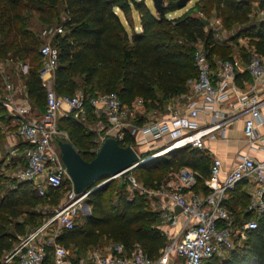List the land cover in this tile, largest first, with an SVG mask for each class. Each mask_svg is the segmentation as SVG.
<instances>
[{"label":"trees","instance_id":"1","mask_svg":"<svg viewBox=\"0 0 264 264\" xmlns=\"http://www.w3.org/2000/svg\"><path fill=\"white\" fill-rule=\"evenodd\" d=\"M178 1L162 0L163 9L157 13L144 0H28L26 6L22 0H0V57L27 63V94L32 104L43 111L46 98L38 75L43 40L24 26L20 11L26 7L37 14L43 25L55 22L63 28V33L51 40L59 50L54 79L58 94L72 95L81 87L89 97L110 93L124 104L142 98L147 109L159 110L183 94L186 81L195 76L193 52L199 41L210 56L217 51L219 59L230 58L212 31L205 30V19L194 13L203 12L207 18L216 11L226 28L245 25L242 34L249 36L250 43L264 54V24L254 16L251 0H198L180 16L170 18L169 13L181 8ZM258 5L263 6L264 0H259ZM133 11L138 13L140 31L133 28ZM86 107L90 114V107ZM91 117L90 114L89 120ZM4 118L10 119L0 106V120ZM85 124L71 117L58 120L59 130L66 131L73 147L79 148L81 157L89 161L95 155V134ZM120 145L129 146L131 141L124 139ZM211 161L205 151L182 148L145 161L130 172L144 187L156 189L186 167L199 175L193 190L201 188L206 192L203 180L209 175ZM2 164L0 160V171ZM119 178L116 185L114 178L87 195L90 214L79 217L73 229L63 231L57 238L66 250L97 246L107 239L123 244L128 253L138 246L152 259L160 256L167 239L157 227L159 214L150 209L144 194L136 193L128 200L127 180L125 176ZM61 189L48 193L53 204ZM233 191L225 203L231 211ZM44 197L29 182H18L0 173V264L20 236L41 224L42 213L36 211V206ZM245 219L257 224L247 239L223 257L215 255L203 264H264V213L248 211ZM46 261L53 262L52 256H47Z\"/></svg>","mask_w":264,"mask_h":264},{"label":"built area","instance_id":"2","mask_svg":"<svg viewBox=\"0 0 264 264\" xmlns=\"http://www.w3.org/2000/svg\"><path fill=\"white\" fill-rule=\"evenodd\" d=\"M251 2L254 16L264 24V5L259 6V0ZM220 27V19L215 18L212 21L214 35L220 33ZM62 33L61 26H47L40 33L44 39L39 48L41 64L38 71L46 98L43 112L39 116H29L24 105L14 100L12 85L7 81L4 93L0 95V106L14 116L15 133L25 143L24 165L18 167L12 177L18 182H29L39 196H47L50 191L62 188L65 180H70L55 146L62 134L58 128L61 117H71L81 123H86L90 114L97 119L94 153L107 137H113L119 143L129 139V146L134 151L136 147L144 148V153L135 151L139 156L137 166L182 148L206 152L207 142L227 141L228 129L239 121L242 122L243 137L251 148L264 140L257 132V127L264 123L261 115L264 108V55L254 44L246 47L244 66L251 81L240 86L236 82L239 74L236 62L231 58L211 57L199 41L193 52L196 74L186 81V91L156 114L148 116L142 98L124 104L110 93H96L90 97L83 91L72 95L58 94L54 79L59 50L51 40ZM241 40L238 38L236 43ZM86 105L90 107V114ZM130 171L111 178L125 176L128 200L136 193L159 199V229L167 243L160 256L154 259L140 249L128 253L123 244L114 243L108 254L93 252L88 257V264H170V257L181 258L183 264H203L215 255L224 256L242 244L248 232L257 227L253 219L236 225L225 205L229 193L244 179L256 185L248 210L264 213V159L257 161L248 155L241 156L222 174L221 160L212 157L209 175L203 180L206 192L193 190L199 175L186 167L175 173V180L164 182L154 190L144 187ZM111 178L102 179L82 195L74 192L71 183L62 204L53 208L40 225L5 253L1 264H44L47 256H52L53 264H65L67 250L57 238L63 231L73 229L87 195ZM187 192L190 195L186 196ZM176 207L180 208L178 213ZM163 227L173 230L170 232Z\"/></svg>","mask_w":264,"mask_h":264},{"label":"crops","instance_id":"3","mask_svg":"<svg viewBox=\"0 0 264 264\" xmlns=\"http://www.w3.org/2000/svg\"><path fill=\"white\" fill-rule=\"evenodd\" d=\"M196 1H198V0H196ZM195 2H194V4H195ZM187 10L188 9L185 8L184 12ZM180 15H178V16H180ZM194 15L199 17V18H205V16L201 12L194 13ZM168 16L170 18L177 17V16H172L170 13L168 14ZM134 17L136 19H134ZM121 19L123 20L124 23H126V21L123 17H121ZM134 20H136V22ZM132 23H133L134 30L140 31L141 27L139 24V16H138V13L136 11L132 12ZM230 58L236 62L237 71L239 72V74L236 77L237 84L240 86H243V85L249 83L251 80H250L249 76L244 71L246 59L241 58V57L237 56L236 54L231 55ZM4 60L7 63H8V61H10L11 65H10V68H8L6 74L1 75V72H0V80H1V82H0V95H3V93H4L5 82L6 81L9 82L13 88L12 91H13V95H14V100L18 104L24 105V107L28 111L29 116H31V117L39 116L43 111L39 110L37 107H35L32 104V102L30 101L29 96L27 94V89L25 86V75L27 73V68H28L27 63L22 62V61H18L17 64L16 63L14 64L13 63L14 61L12 59L4 58ZM5 65L7 66L6 63H5ZM136 99H139V98H135L134 100H136ZM175 100H177V99H171L170 101H168V103L174 102ZM145 110H147V108ZM7 113H8V117L10 119L5 120L4 123L2 122V125L0 126L1 128H2V126H6L9 129V131H8L9 135L5 136L6 137L5 145L6 144L8 145L10 155H8L7 160L5 162H6V164L16 163L18 165L17 166V168H18V167H21L24 165L23 151H24L25 143L15 133L16 124H17L16 119L9 112H7ZM261 115H262V118L264 119V108H262V110H261ZM2 131H3V128H2ZM257 132L260 136H264V123L262 125H260L259 127H257ZM10 134H12V135H10ZM227 138H228L227 141L207 142L206 152L210 156L211 160H212V157H218L221 160V162H222V174H224V172L228 171L231 167H233L235 165V163L241 158V156L248 155L257 161H261L264 159V140L259 141L257 147L251 148L247 144V142L245 141V139L243 137L242 122L241 121L237 122L235 125H233L231 128L228 129ZM16 139L18 140V142L16 141ZM169 180H175V173L172 177L167 179L165 182H167ZM255 190H256V185L253 184V182H251L250 180L244 179L237 184L236 189L233 191V193L230 197L231 198V207H232L233 211H231V209L230 210L228 209V211H229V214L233 218L234 223L236 225H240L241 223L249 220V219L246 220L245 216L247 215V212L249 211L248 205L250 203L252 193ZM197 191H203V190L201 188H199V189H197ZM188 195H190L189 192L186 193V196H188ZM228 197H229V195H228ZM158 202H159V199H157L155 197L151 198V199L148 198V205H149L150 209L159 214L157 227L160 228L161 211H159V209H158ZM89 211H90V209H89ZM85 212H86V210H85ZM250 212H252V211H250ZM252 213L257 214L255 212H252ZM83 216H87V215L84 214ZM179 218L182 219V217H179ZM240 220H242V221H240ZM163 228L168 229L170 232L173 230V229H169V227H163ZM112 244H114V243L110 242L107 239H104L97 246H86V247H82L78 250H75V248L74 249L72 248L71 250L67 249V257L65 260V264H71L72 262L74 264H88V257L93 252L97 251V252H100L103 254H108L110 252V248H111ZM134 249H140V247L136 246ZM220 257H223V256H220ZM168 262L170 264H183L182 259L176 258V257H170ZM44 264H53V262L46 261Z\"/></svg>","mask_w":264,"mask_h":264},{"label":"rangeland","instance_id":"4","mask_svg":"<svg viewBox=\"0 0 264 264\" xmlns=\"http://www.w3.org/2000/svg\"><path fill=\"white\" fill-rule=\"evenodd\" d=\"M144 1L155 12V10H154V8L152 6V0H144ZM195 1L196 0H189L184 7H181L179 9L175 10L174 12H171L170 14L172 16H178V15L182 14L184 12V9L185 8L189 9L190 7H192ZM22 2H23V6H26L27 3H28V0H22ZM1 6H2V4H1ZM20 13L22 14V16L24 18V21H23L24 22V26L27 27L28 29L32 30L33 32H35L37 35H40L41 31L47 26H50V27H56L57 26L55 24V22H52L49 25H43L38 20L37 14L34 11H32V10L26 9V7L22 8ZM201 13H203V12H201ZM203 15L205 16L204 13H203ZM60 16H61V19H63V14H61ZM215 18L220 19L221 27H220V33L214 35L215 31L212 28V23L211 22ZM134 19H136V18L134 17ZM204 19H205V22H206L205 30L206 31H208V30L212 31V33L214 35V39H216L219 43H222L221 45H223V48L228 51V54H227L228 56L236 54L237 56L246 59V47L248 45H250L251 43L249 41V39H250L249 36H245V35L242 34V29L244 27H246L245 25H237L236 24V25H232V27H230V28H226V27L223 26V20H222L221 15L219 13H217L216 11H214L213 14L210 17H207V18H204ZM134 21L136 22V20H134ZM238 38H240L242 40H241V42H239L237 44L236 42H237ZM41 39L44 40L43 38H41ZM217 46L220 47L219 45H217ZM219 50H220V48H219ZM211 57L217 59V58H219L221 56L218 54L217 51H215L214 53H212ZM4 58L5 57H0V72H1V75L6 74L8 68H10V65H11V62L8 61V63H7L4 60ZM17 62L18 61H14L13 63L17 64ZM5 63L7 64V66L5 65ZM82 90L83 89L81 87H79V88H77L75 90V92L82 91ZM157 111H160V109L159 110L147 109L146 113H147V115L150 114V113H155L156 114ZM6 115L8 116L7 112H6ZM148 116H150V115H148ZM4 120H5V118H4ZM4 120H0V126L2 125V122L4 123ZM96 124H97V119L95 117H91L90 120H88L84 126L87 128L88 131H91L93 134H95V130L94 129L96 127ZM2 128H3V131H2ZM2 128L0 127V160H3V164H2V167H1L0 173H2V175H4V176L9 175L10 177H12V173L17 169L18 165L16 163L6 164V162H5L7 160L8 155H10V152H9V149H8L9 147H8L7 144H6L7 146L5 145V143H6V137L5 136L9 135L8 134L9 129L6 126H2ZM10 135H12V134H10ZM58 140H65V141L70 142V139L68 138V134L66 133V131H62V134L59 136ZM16 141L18 142L17 139H16ZM159 144H157V145H159ZM55 146H56L57 149H59L58 146H57V141L55 142ZM74 148L79 153L81 152V150H79V148H77V147H74ZM135 151L138 154H141V153L145 152V149L144 148L141 149V148L136 147ZM134 173L138 174V172H135V170H134ZM119 180H120L119 177L116 178L115 185H116V183H118ZM70 184H71L70 180H65L64 181L62 189L57 192L58 196H56V198H55V201L57 202L56 204H53L51 202V200H50L51 197L50 196H49V198H48V196H45L43 198L44 201L41 204H38L36 206V211H39V212L42 213L41 221H44L50 215V212L52 211L53 208H55L58 205L62 204V202L64 201V198H65V195H66L67 188H68V186ZM85 206H88V205L84 201V205L82 206V209L80 211L79 217H81L84 214H86ZM31 230L32 229L28 230L26 233H28ZM24 235H22V236H20L18 238V241H17L16 244H18V242L21 240V238Z\"/></svg>","mask_w":264,"mask_h":264},{"label":"water","instance_id":"5","mask_svg":"<svg viewBox=\"0 0 264 264\" xmlns=\"http://www.w3.org/2000/svg\"><path fill=\"white\" fill-rule=\"evenodd\" d=\"M188 1L180 0L178 6L184 7ZM152 6L155 12L160 13L163 9L162 0H152ZM57 146L73 190L78 195H82L98 180L127 174L139 161V156L132 147L120 145L113 137H107L89 161L83 159L68 141L57 140ZM110 180L112 178L108 181ZM85 210L86 215H89L88 206H85ZM175 211L178 213L180 208L176 207Z\"/></svg>","mask_w":264,"mask_h":264}]
</instances>
